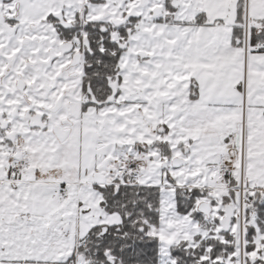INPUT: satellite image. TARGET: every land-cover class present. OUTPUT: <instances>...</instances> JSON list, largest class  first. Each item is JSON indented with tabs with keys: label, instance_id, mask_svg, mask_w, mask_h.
Instances as JSON below:
<instances>
[{
	"label": "snow or ice",
	"instance_id": "snow-or-ice-1",
	"mask_svg": "<svg viewBox=\"0 0 264 264\" xmlns=\"http://www.w3.org/2000/svg\"><path fill=\"white\" fill-rule=\"evenodd\" d=\"M0 264H264V0H0Z\"/></svg>",
	"mask_w": 264,
	"mask_h": 264
}]
</instances>
